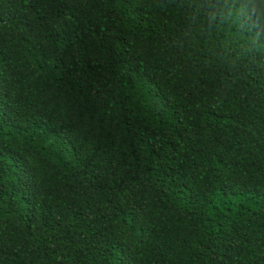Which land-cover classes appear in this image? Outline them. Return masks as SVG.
I'll list each match as a JSON object with an SVG mask.
<instances>
[{
    "label": "trees",
    "instance_id": "1",
    "mask_svg": "<svg viewBox=\"0 0 264 264\" xmlns=\"http://www.w3.org/2000/svg\"><path fill=\"white\" fill-rule=\"evenodd\" d=\"M0 264H264V0H0Z\"/></svg>",
    "mask_w": 264,
    "mask_h": 264
}]
</instances>
